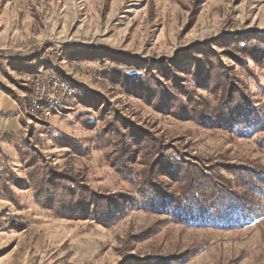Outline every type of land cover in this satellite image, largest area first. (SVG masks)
I'll use <instances>...</instances> for the list:
<instances>
[{"label":"rangeland","instance_id":"1","mask_svg":"<svg viewBox=\"0 0 264 264\" xmlns=\"http://www.w3.org/2000/svg\"><path fill=\"white\" fill-rule=\"evenodd\" d=\"M237 35L264 41V0H0V59H14L24 71V110L29 93L25 73L54 69L79 92L48 121L27 117L21 139L5 136L0 168H10L25 184L20 151L26 139L30 153L34 149L60 167L84 170L96 189L133 191L111 166L112 146L103 147L98 137L115 119L125 118L164 134L168 141L183 138L191 150L214 158L264 162L256 137H239L160 112L103 74L121 62L125 74L149 70L170 84L175 74L193 65L182 55L184 48L204 43L224 52L225 43ZM221 37L226 40L211 43ZM221 59L251 95L264 100L259 86H264L263 67L250 61L253 77L225 53ZM167 60L175 62L174 70L166 67ZM189 83L196 86L191 78ZM74 138L84 154L70 148ZM15 191L16 201L0 194V264H146L187 251L195 254L181 264H264V217L229 230L169 222L141 236L160 215L133 210L107 226L59 217L37 203L30 189Z\"/></svg>","mask_w":264,"mask_h":264},{"label":"trees","instance_id":"2","mask_svg":"<svg viewBox=\"0 0 264 264\" xmlns=\"http://www.w3.org/2000/svg\"><path fill=\"white\" fill-rule=\"evenodd\" d=\"M224 47V52L204 43L184 48L182 55L190 57L193 65L175 74L170 84L149 70L135 76L125 74L121 62L103 74L136 92L160 112L239 137H256L264 152V100L251 95L244 81L221 59L225 53L255 77L250 61L264 68V41L243 40L237 35ZM166 62V67L170 65L174 70L175 62ZM190 78L195 87L190 85ZM259 86L264 90L263 85ZM198 89L207 95L198 93ZM32 117L42 120L36 115L28 119ZM98 137L103 147L112 146L108 153L111 166L133 191L96 189L87 181L84 170L60 167L34 149L30 153L29 140L23 139L20 154L26 170L25 184L10 168H0V194L16 201V188L30 189L37 203L59 217L98 220L107 226L133 210L160 215L141 236L152 235L169 222L229 230L264 217V162L214 158L191 150L188 143L181 142L183 138L168 141L164 134L157 135L128 118L115 119ZM76 142L71 139L70 148L84 154V148ZM189 253L155 258L146 264H181L195 254Z\"/></svg>","mask_w":264,"mask_h":264},{"label":"built area","instance_id":"3","mask_svg":"<svg viewBox=\"0 0 264 264\" xmlns=\"http://www.w3.org/2000/svg\"><path fill=\"white\" fill-rule=\"evenodd\" d=\"M24 75L29 90L26 96V117L36 115L48 121L54 112L64 109L77 92L74 82L54 69Z\"/></svg>","mask_w":264,"mask_h":264},{"label":"crops","instance_id":"4","mask_svg":"<svg viewBox=\"0 0 264 264\" xmlns=\"http://www.w3.org/2000/svg\"><path fill=\"white\" fill-rule=\"evenodd\" d=\"M19 65L11 58L0 59V142L5 136L22 138L24 123H27L23 107L24 92L20 88L24 71L19 70Z\"/></svg>","mask_w":264,"mask_h":264}]
</instances>
